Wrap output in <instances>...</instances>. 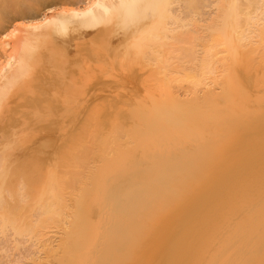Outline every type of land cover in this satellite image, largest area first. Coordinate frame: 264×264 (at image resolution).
<instances>
[{"label": "bare ground", "instance_id": "obj_1", "mask_svg": "<svg viewBox=\"0 0 264 264\" xmlns=\"http://www.w3.org/2000/svg\"><path fill=\"white\" fill-rule=\"evenodd\" d=\"M208 9L209 11L207 12ZM107 44L110 45L111 49L108 48L109 45ZM103 45L107 46V49L105 47L104 49ZM100 46H102L101 48L104 49V51L105 50L107 51L108 49L109 51L107 52L102 51L100 49ZM97 48H99L101 51L98 52ZM121 48H124L123 51ZM86 54H88L89 56H93V58L96 57L94 59H97L96 61H98L97 62L98 65H100V61L102 62L101 65L103 66L107 65L109 60L110 61L112 60L111 64L112 63L115 64L117 62L116 63V65L118 64L117 67L119 66L121 67H119L120 69L118 68L119 70L118 72L114 74V76L115 77L119 76L121 78L120 83H118V85L120 86H123L135 76L134 74L124 73L122 70L123 68L122 65L123 63L126 62L128 58L130 61L128 60L127 61L132 62V63L134 59L137 61L139 60L138 62L140 63L142 60L141 64L144 65L143 66L144 68H148V66H151V68L155 67L154 69H152L151 73H148L147 76L145 77L144 85L146 87L148 86V88L150 87L153 88V86L154 88L157 87L160 91L159 92L160 94L158 96V98L160 97V99L156 98L155 102L151 99L153 101V103L151 104H147L149 102L146 101V104L149 106L146 107L142 111L140 110L138 115H140V118H142L140 121H142L143 118L144 117L146 118L147 116L152 118L150 119L147 117V119H149L147 120L148 122L145 120L147 124L149 123V125L154 123L153 125H151V127L152 126L156 127V125L159 124V122H161L162 124L160 125H162L161 127L165 130V132L170 128V130L168 131H171L170 133H172V131L175 129L173 127L182 126L179 124L183 122L182 119H183V116L185 115L184 113H186V111L184 110L185 109L187 110L193 107V106L190 107L189 104H187V107L189 108L186 107V103L191 100H195L194 101L195 103L196 101L199 102V106L200 104H202V107L204 105L205 106L211 105L212 107L210 109L214 108L212 109V112L214 111V113L216 112L215 110L219 108H225L224 110H226L227 104L229 105V107L230 106L234 107L236 111L234 109L232 113L230 110H233V108L230 107L229 109V107H227L229 111L225 113L221 112L222 115L219 116V118L217 119L219 126L220 124H224L225 122L226 126L228 127L230 126V124H232V128L236 124V122L234 121L238 120L239 118L237 119V117H239L241 114L251 115V114H256L258 112L264 111V104H260L257 102L258 93L256 92L258 90L257 91L255 90L256 97L254 96V98L256 100L253 102H250L252 100L249 98L251 95L248 97L250 101H248L246 99L247 97L244 96V98L246 97L245 98L246 101H248L249 103L244 101V99L242 98L243 96L240 95L241 97H239V94L241 93H243L244 95L249 94V93L245 94L246 92L245 83H247V81L249 83H252L251 85L252 86L254 85L257 89L258 88L261 89L259 94L261 93V91L264 92L262 90L264 89V0H210V1L209 0H0V253H3V254L8 253V250L10 249L12 243L14 242L18 243L17 244L18 247L26 246L24 245L26 242V243L31 244V246L29 245L27 246V248L29 247V249L31 250L33 248L37 249V247L38 249L40 248L41 249L43 248V250L46 249L49 252L48 253L46 251L47 254L49 255L46 256L47 254L45 253L46 255L44 254V256H46V258H43V259H45L47 263L50 262L51 264L54 260H56L57 263L59 262L60 264H62L64 261V260L63 261L61 260L62 263L60 262V259L62 258V256L64 255L65 257L66 255L69 257L73 255L75 256L77 252L74 253L73 252L75 251L74 249L78 250V252H80L81 250L85 252L87 249L86 246L89 245L88 243L90 242L88 240L89 239L91 240V238H93V240L95 241V238L97 237L96 232H94L96 234L95 238L92 237V233L91 235H89L90 238L86 236L87 231L89 233V230H87L90 226L89 223H93V222H90V220H88L89 222L88 221L83 222V219L85 220V217L84 218L81 217L82 221L80 219L78 224H77L78 221L74 222V218H73V221L70 222V223L73 222L72 225L69 223V220L67 219L68 223L66 221L65 223L66 227L64 228L65 225H63L64 222H62V218L64 217V214H65L64 210H65V207H67V205L65 203L66 201L65 202H61V201L65 199L63 198V196L68 194L67 192H65V195H64V194H60V192L58 191L59 192L58 195L59 194L62 195V198H63V199L62 198L60 199L61 203H57L59 202L57 200L60 197L57 200L55 199L57 202L54 203V205L50 204V202L53 203V201H55L51 199L52 201L48 202L50 205L48 206L49 208H46L45 210H43V213L41 212L42 214L39 213L40 214L38 215L39 217L37 216L35 217L36 220H33L34 218H30V217L27 218V214L29 213L28 214L29 216L31 214L28 209L31 210V207H34L32 201L34 202V204L35 202H38L40 205L41 199L39 197L41 196H37V194H35V192L38 193V190L36 191L37 187L39 188L40 194H42L41 192L44 187L40 186V184H37L35 187V184H34V188H30L29 186L31 185L33 186V184L31 185L27 184V181H25V179H29V178H26V177H29L30 175L32 176L38 172L41 173V171L45 169L43 166V163H44L43 161H47V163L49 159L51 160L57 159L58 161L59 160L63 161L69 158L70 155L76 151V150L74 151L72 148L74 152L73 151L71 152V148L69 147V150H67L65 153H62L58 151L59 148L56 147L57 141L44 140V138L48 136L49 133H51V131L54 129V126L57 124L55 117L58 118L57 109L53 107V105H55L54 104L55 99L51 98L53 96H50L51 91H54V90L57 91L58 88L61 86L64 88L63 90L73 92L74 94V91L77 90L76 89L77 87L80 88L79 86H83V85H84V88L86 87L87 95L85 96V100H83V102H80V106L82 107H78V109L76 110L77 113H75L73 116L69 114L70 112L68 111H67L68 112L67 114H64V115L69 114L65 118H68L71 115L70 118L68 119V122H70V124L74 126V124L76 125V123L79 122L81 116L85 112V109H87L90 106V103L98 95H100L104 90H108L110 85H112L111 83L103 80L102 78H99L95 82H91V80L94 79L95 74H96L95 72L96 69L94 70L92 69V67L86 68L82 66L81 67L82 69L80 70L74 69L75 67H77V63H78L77 58H79L80 55L84 56ZM75 58L77 62L76 61L73 62ZM137 61L136 63L139 64ZM73 63H76V66ZM60 64H63L64 66H66V68L64 66L62 68V65ZM113 64L112 66H114ZM141 64H139L138 66L140 67ZM53 65H57V66L60 65L62 68L61 70L62 73L64 72L63 69L66 70L65 71L66 73L64 72L65 76L63 77V79L64 78L65 79L61 80L63 81V83L59 81H51L47 78V76L50 75L49 73L52 69L51 66ZM143 67H140L141 70L142 69L144 70ZM107 68H109V66ZM107 68L106 70L105 69L100 70L101 71L100 73H99V70H97V72L101 75V73L102 74L104 73L103 71H107ZM187 73L188 75H186V78L188 77L189 79L184 78L185 74ZM189 73L190 74L192 73L191 77H189L190 76ZM182 74L184 75L183 78L188 82L186 81L183 82V78L180 77V76H183ZM73 77H77V78L80 77V78L75 80V78L73 79ZM177 78H180V81L182 80L181 84L182 83L184 84L185 82L190 83L189 84L190 86L188 84L186 85H188L191 88L187 86L188 89H186V87L184 86L185 87V90H184L183 89L184 87L181 86V88L183 89V92L181 93L182 90L179 91L180 86L177 85L178 84ZM40 80L45 81V87L42 89V93L39 94L38 98L34 99L36 91L35 93L33 92L34 94L32 93V91H30L33 94V96L30 97L29 89L33 88L32 87L33 84L35 85V82H38ZM89 81L91 83H89ZM177 86H179V88ZM81 88L80 90L78 89L79 91H77V93L75 92L77 95L81 93L80 92L82 91ZM84 92H85V89H84ZM53 93L54 92H52L51 95L56 94V98H57V92H55V94ZM68 94L69 93L67 92L65 93L66 97L68 96ZM70 94L69 96L73 95L72 93ZM148 94H151V93H148ZM156 94L158 95V93ZM81 95L83 97L82 93ZM81 95H79L80 98H81ZM64 97L63 98L61 97V98L66 99ZM73 97L71 98L73 99ZM75 97L78 99V96H75ZM75 97L74 99H76ZM252 97L253 96H251V98ZM62 99H61V102H66V100L62 101ZM74 99L72 101H75ZM70 100L68 99L67 102H69ZM151 100L150 102H152ZM143 103L145 105V102ZM139 104H142V103H139ZM44 105H48L49 107L50 105L52 106L51 107L52 111L49 115L46 114V116H44V114L42 115L41 113L42 116H40V114L38 115L36 114V112L35 113L33 112L34 110H37V109L39 110V108L43 107ZM207 106L204 108H207ZM162 107H164L165 109H163ZM182 107H183V110H182ZM66 108L64 107L63 109H66ZM68 108H69V111L70 110L72 111L74 106L73 108L72 107H68ZM137 108L139 109V107ZM140 108H141V105H140ZM160 108L163 110H161ZM196 108H199L198 105ZM131 109H134V108H131ZM159 109L161 110V113L163 114H160ZM134 111L136 112V108L132 112ZM181 111H182V114H184L183 116H181ZM220 111H223V110L220 109ZM236 112H238V115L239 114L240 115L239 116L236 115ZM73 113L74 112L72 111V114ZM204 113L205 112H203L202 114L204 115ZM187 114L185 116H187ZM190 114L192 113H189L188 116ZM211 114L213 115V113ZM138 115L136 114L135 116L137 117ZM135 116H131L133 120L134 118L136 119ZM153 117H156V119L158 117L159 121L156 120L158 121L157 123L150 121V120H153ZM211 117H207L203 120L201 119V122L203 123V124L201 123V125L205 124L204 120L205 121L207 120L206 122L208 123ZM189 118L188 120L190 121L192 117L190 119ZM62 120H64V118ZM102 120L100 121L98 119V121L101 122V124L99 122L97 123L104 127H101L100 129V126L99 127L96 126L98 127V129L93 128L95 132L96 130H98V133L100 131L101 132L103 131V133L106 131L107 127L105 126L108 123L107 121H105L106 125L105 124L103 125ZM197 120L199 119L197 118ZM211 120L213 119H210V122H212ZM243 121L245 120L243 119ZM194 122H193V125L191 126H194V124L196 123ZM187 124H188V121H187ZM91 125L90 127H93L95 123L92 126ZM160 125L158 126L160 127ZM241 126L244 131L248 130V132L250 133V134H247L246 132L244 133L245 136L243 138V142L248 141L250 143V146L255 148L253 149L254 150L253 153L256 154L255 157L264 156V147L263 148L261 147L260 150L257 149L258 144L261 143L264 137V123H252V124L248 123V125L241 124ZM90 127H87V128L89 129ZM149 128L150 126L148 127V129ZM162 128H159V129L163 131ZM139 129L143 130L141 128ZM182 129L180 128V132ZM193 129L194 128H192V130ZM150 130H148L149 135H150ZM155 130L152 129L151 131L158 133V130L157 132ZM188 130L189 129H187L186 131ZM162 131L161 133L164 134L163 133L164 131L163 132ZM91 132L93 133L92 129H91ZM85 133H88V132L85 131ZM178 133L179 132H177V134ZM29 134L31 135L34 134L35 136L39 134L38 136L41 138V140L37 142L36 144L34 143L33 146L29 148L21 149L20 147H17L18 146L16 144L17 140L20 139L21 141L22 138L20 137L22 136L25 137L26 135H29ZM165 134H169V132ZM173 134L174 133H172V137H173ZM91 135L92 134L88 136H91ZM94 135H96V133L93 134L92 137ZM147 135L148 134L146 133L145 136L147 137ZM159 135H160V132H159ZM92 137L90 138L92 139ZM141 138L143 139V137ZM86 139L88 140L87 136L85 139L81 141H84ZM162 139L164 142V138ZM146 140L145 142H147ZM194 140H195V137L194 139H192V141ZM154 141L155 139L153 140V142ZM159 141L162 142V140H159ZM192 141L190 143H192ZM10 142H13V143L15 142L16 146L14 145L13 148H8ZM87 142H85L87 143V145H89V143L92 144V141L91 142L87 141ZM161 142L160 143L158 142L159 143L158 145L160 144L164 145V143H166V142L164 143L163 142L161 143ZM168 142H171V141H168ZM85 143H84V146L82 142L80 143L85 148V150L84 148L83 149L81 148L82 151L79 150L80 159L83 158L82 159L83 165L81 166L82 174L92 175V173L95 172L93 175L94 177L95 174L96 176L98 174L97 170H95V167L93 165L96 159L99 156L110 154V152L108 153V151L111 150L112 148H113L112 150L114 151L116 150L117 147L116 148L112 147L111 149H108L107 147L108 146L110 147V143L112 145V141H111L110 143L106 144L107 147L103 146L104 147V148L102 147L103 149L99 148L100 151L97 149L98 151L96 150L95 152L93 151L94 150V148L92 147L93 145L87 146L85 145ZM161 145H160V149H161ZM170 145L172 144L170 143ZM170 145H168L169 147H167L166 150L170 148ZM175 145L176 144H174L173 148H175ZM90 146L92 147V149ZM158 147L159 146L154 147V148L157 150ZM112 150H111V153H114ZM153 150L154 149L148 150V152L153 151ZM176 151L178 152V149H176L175 152ZM80 152L82 155H80ZM181 152L182 151L178 152V154ZM76 153L78 154V152ZM146 153H147V150H146ZM141 154L144 155L145 152H143L142 150ZM182 154L183 153H181L179 156H181ZM185 154L186 153L183 154V158L187 159L188 156L184 157ZM74 155L75 154H73V156ZM136 155H140V153ZM136 155L134 156L136 157ZM186 155H188V153ZM131 156L133 160V158L135 157H133L132 154ZM71 157L70 159H72ZM169 158H171V155ZM182 160H185V159H182ZM123 162L129 163L130 161L128 162V161L123 160ZM184 162H186V160ZM257 162H259V164L257 165L259 168L256 169L255 167L256 172L257 173L264 172L263 158L261 157L259 160H257ZM50 163L52 164V162ZM127 163H126V166L124 164V168L127 167ZM129 164H128V167H129ZM124 168H121V170L123 169L122 171H124L123 173H125V170H126V169L124 170ZM168 168L169 166L167 167V169ZM75 169L76 168L74 166V170ZM158 170L162 171L161 169H158ZM115 172L113 173V175L115 176H113L112 181L114 178L117 179L116 178L117 175L120 174V176H118V179L119 177H121V175H123V173H120V170L117 171L118 174L117 172L116 173ZM152 172H155V171H152ZM100 173L103 174V172L100 171L98 175H101ZM105 173L106 172L104 171V174ZM107 173L105 174V176L107 175ZM66 176L67 175H65L64 177L66 178ZM103 176H101V178H103ZM106 178L104 180H106ZM24 181L26 183H24ZM60 182H64V181L62 180ZM66 182L67 181L65 180V183ZM110 182H111V179H110ZM115 182H117V180ZM112 183H114V181ZM117 183H115L116 187L121 185V184L117 185ZM134 183H136L135 180L129 181L125 184V187L128 188ZM50 185L51 187H54L52 186V184ZM69 186L71 187V185ZM41 187H42V190L40 189ZM68 187L65 189L66 191ZM106 188L107 187H105V189ZM124 188L122 186L120 187V189L117 188L118 190L116 192L114 191L115 195L112 192V194L114 195V198L122 197ZM80 189L82 191V188ZM108 190L109 188L107 189L106 195L108 194L109 196V194H111L110 193L111 191L110 190L108 191ZM54 192L55 190H53V194ZM98 193L103 194L104 191L103 193L102 192L101 193L98 192ZM243 193H247V192L244 191ZM45 194L47 193H44V196ZM50 194H48L49 197H50ZM55 194L57 195V189H56ZM94 194L95 193H93V195ZM99 194H98L99 201H100V198L102 200L103 198L105 199V197L107 198L105 194H103L105 195V196H102L103 198L101 197V195L99 197ZM249 194H253V193L250 192ZM249 194L248 196H250ZM82 196L84 198V196H86V192ZM95 196L97 195L95 194ZM47 197L48 196H46V198ZM52 197L53 196H51V198ZM241 197L242 199L240 200L238 199L239 202H237V199L234 197L236 199V201L235 200L234 201L236 203H243L241 204V207L243 206V208L246 207V205L248 207V206H251V204L253 203L256 204L257 202H259L258 203L259 205L264 206V198H263L264 196H261L260 198L259 197L257 198L256 196V198L254 197L255 199L252 197L247 199L245 198L246 196L243 197V194H242ZM46 198L45 200L47 201L48 198L47 199ZM234 198H231L232 201ZM231 199L230 200L228 199V201H231ZM46 201H44L45 202L44 205L46 204ZM82 201L83 200L81 199L80 202L78 201L77 203L81 205ZM70 203L72 202L70 201ZM228 203L230 204V202H227V203L225 202V206L224 204L222 205L224 207L222 206L219 207L221 209L225 208L223 210V215L228 216L227 215L228 212L233 209V212L234 211L235 213L237 212L236 214L239 215L241 218V216L243 215L242 213L243 211L241 210L243 208H240L241 210H239V212L242 214H239L238 207L240 205L238 204L237 205L238 207L235 208L233 207L235 206L233 204L232 206L233 208H230L229 210L226 208V204L228 205ZM39 205H37L38 209H40L41 207L43 208L44 206V205L43 206L41 205L39 206ZM92 205L93 204H91V206ZM73 206L74 205H72V207ZM37 208L35 205V209ZM206 208L207 207H203L202 210H207ZM261 208L263 209V207ZM68 209L70 208L68 207ZM234 209H237V210H234ZM225 210L227 214L226 212H224ZM220 212H222V210ZM233 212L230 211V214L232 213L233 215ZM251 212L250 213L252 215L249 213L250 216L255 217L254 215L256 213L258 215V212H260V210H256V213H254L255 211L254 212L251 211ZM74 215L75 214L71 216L73 217ZM231 217H229V219ZM29 218L32 219V221H30ZM221 218L224 219L223 217ZM240 218L237 217V220L238 221L241 220ZM23 219H28V221L23 220ZM232 219L233 218H231V220ZM234 219H236V217ZM94 222L96 223V221ZM59 223H62L60 225H63V227L62 226L60 227ZM57 224L60 228L62 229L64 228V231H63L64 233L61 232L63 234L62 237L63 236L64 237L63 238L61 237L60 240H59L60 237L56 238L57 239L56 241L59 240L57 242L58 244L55 243L56 241L53 242L51 239L53 238L52 230L55 228V227L53 228V226L55 225L57 226ZM93 224L91 225L92 227H93ZM86 225H88L87 226L88 228L86 227ZM58 226L56 228H58ZM50 227L52 228L50 229ZM49 229L51 230L52 237L50 235ZM58 229L56 230L57 232H58ZM54 235L59 236V234H56V233ZM73 235L77 236L76 239L74 240L75 242L72 241L74 243L72 242L68 243L69 241L67 240L68 242L66 243L65 242L66 239L67 238L71 239ZM25 237L30 239L31 242ZM29 237L31 238L35 237L36 238L35 242L32 241L34 239L31 240V238ZM24 239L28 241H25ZM54 240H55V237H54ZM99 243L101 244V242ZM99 243H98V247L100 246ZM148 243H149L148 245L150 246L156 245L154 241H150V242L148 241ZM70 244H74V245H70ZM103 244L101 245V247H103ZM72 246H73V249H72ZM104 246H106V244H104ZM98 247L95 246L94 249H98ZM100 249L101 248H99V250ZM99 250H96V251L98 252ZM91 251L89 250L87 253ZM96 251L94 253H96ZM34 252L33 251L30 252V256H31L30 258L27 255V257L29 258V261L33 262L34 264H47L45 261L44 263L38 262L41 258L36 257V255H34L35 254ZM98 253L96 254L97 261L93 259L95 261V264H109V263L112 264L110 261L112 260L111 254L109 255V252L107 250H103V251H100L99 254ZM153 253L155 252L153 251L150 254V256H152ZM81 255L83 256L84 254H81ZM90 255L88 257H91L94 254L91 256ZM93 258H95V255ZM49 259H52V260H49ZM148 259H149V255H143L141 258H138V256H135L133 254V252L129 251V252L122 253L121 255H119L118 260L116 259L114 264H141V263H146ZM80 260L81 262L78 260L77 262L80 264H83L81 256H80ZM0 263H3V262L1 261ZM78 263H75V264H78ZM54 264H55V261H54ZM66 264H68V262H66ZM69 264H71V261Z\"/></svg>", "mask_w": 264, "mask_h": 264}, {"label": "rangeland", "instance_id": "obj_2", "mask_svg": "<svg viewBox=\"0 0 264 264\" xmlns=\"http://www.w3.org/2000/svg\"><path fill=\"white\" fill-rule=\"evenodd\" d=\"M208 11H209V9L207 10V12ZM107 45H109V44H107ZM101 47L102 46H100V49L102 51H104L105 48L107 49V46H105V45H103V48L105 47L104 49H102ZM108 48L111 49L110 45ZM100 49L97 48V51L100 52L101 51ZM109 49L107 51H109ZM121 49L123 51L124 48H121ZM107 51L105 50L104 52H107ZM94 58H96V57H94ZM94 58H93V56H89L88 54H86L84 56L80 55L79 58H77L78 59L77 60L78 61L77 67H75L74 69L80 70V69H82L81 68L82 66H84L86 68L92 67V69H94V70L96 69L95 70L96 74H95L94 79L91 80V82H95L99 78H102L103 80L111 83L112 85H110L108 90H104L100 95H98L90 103V106L87 109H85L84 114L81 116L79 122H77L76 125L75 124H74V126L71 125L70 122H68V119L70 118L71 115L73 116L75 113H77L76 110L78 109V107H82V106H80V102H83V100H85V96L87 95L86 87L84 88V85L79 86L80 88L83 87V88H81L82 91H80L83 94V97H82L81 93H79V92H78L79 93L78 95L76 94L77 91L80 90V88H78V87L76 88L77 90L75 89L76 91H74V94H73V92L63 90L64 88L60 86L57 91H55V90L51 91V93L54 92L53 94H55V92H57V98H56V94L51 95V93H50V96H53L51 98L55 99L54 100L55 105H53V107H55L57 109L58 118L55 117L57 124L54 126V129L51 131V133H49L48 136H46L44 138V140L57 141L56 147L59 148L58 151H60L62 153H65L67 150H69V147H70L71 152L73 150L74 151L76 150L75 152L73 151L74 152L73 154H75V155L73 156V154H71L72 157H71V155H70V157L72 159H70V157H69L63 161L62 160L58 161L57 159H53V160L49 159L48 163L52 162V164L51 163L48 164L47 161H43L45 163V165L43 163V166L45 169L43 171H41V173L38 172L32 176L30 175L29 177H26L29 179H25V181H27V184H30V185L33 184V186L32 185L29 186L30 188H34V184H35V187L37 184H40V186L44 187L43 190H42V187L40 188L42 190V192H41L42 194H40L38 187H37L36 191L38 190L39 195H38V193L35 192V194H37V196H41V197H39L41 199V201H40L41 206L44 205V203H45L44 201H46L45 198H46V196H48L47 197L48 199L46 198L47 199L46 204L43 206V208L39 207L40 209L37 208L38 207L37 205H39V203L35 202V204H34V202L32 201L34 207H31L32 211L30 209H28L31 214L29 216L28 215L29 213H28L27 218L30 217V218H34L33 220H36L35 217L36 216L39 217L38 216V215H40L39 213H41V212L43 213V210H45L46 208H49L48 206H50V205L48 202L52 201L51 199L57 200L60 197L57 200L59 202H57L55 200V201H53V203L50 202V204L54 205V203H56V202L61 203V202L66 201L65 203H66L67 207L64 206L65 207V210H64V213H65L64 217L65 218L64 217L62 218V222H64L63 225H65L64 228L66 227V224H65L66 221L68 223V220H69V223H70L71 221H73V218H74V222L78 221L77 224L79 223L80 219L82 221V218H84V217H85V220L83 219V222L90 220V222L94 223V224L89 223L90 226L93 224V227L91 226V228H90V226L88 228L87 227L88 225H86V227L88 228V229L87 228L86 229L89 230V233L87 231L86 236H88V238H90L89 235H91V233H92V237L95 238L96 234L94 232H96L97 237L95 238V241L93 240V238H91V240L90 239L88 240L91 243L90 242L88 243L89 245L86 246L87 249L85 252L83 250L80 251L82 253L78 252V250H76V249H74L75 251L71 250L74 253H76V252L79 253V254H77V253L75 254V256H77L79 258L75 257L74 255H73L74 257L73 256L69 257L67 255L65 257V255H64V256H62V258L60 257L61 258L60 262L62 263V261L64 260L62 264H66V262H68V264H69L70 261H71V264H73L74 262L78 263L77 260L81 262V260H80V256H81L83 264H86V263L87 264H90V263L95 264V261H97L96 260V258H97L96 254L98 252L100 253V251L107 250L109 252V255L111 254L112 260L114 259L113 261L110 260L112 264L115 263L116 259L118 260L119 255H121L122 253L129 252V251L133 252V254L135 256H138V258H141L143 255H149L148 261L146 263H141V264H264V210H263L264 206L259 205L258 204L259 202H257L256 204L253 203V204H251V206H248V207L246 205V207L243 208V206L241 207V204H243V203H236L235 202L236 199H237V202H239L238 199L239 200L242 199V197H241L242 194H243V197L246 196L245 198H247V199L251 198L254 194L255 195L252 198H254V197L256 198V196H257V198L264 196V194H263L264 193V172H261V173L256 172V169L259 168L257 166L259 164V162H257V160H259L262 157L263 161H264V156L255 157L256 154L253 153V151H254L253 149H255V148L251 147L250 143L248 141L243 142V138L245 136L244 133L245 132L247 134H250V133L248 132V130L244 131L242 126H241V124L248 125V123L249 124L250 123L251 124L252 123H264V111L258 112L256 114H251V115H249L247 113L249 116L246 114H241V115L239 114L240 115L239 116L238 112H236V115L239 116V117H237V116L236 117H237V119L238 118L239 119L234 121V122H236V124L232 128V124H230V126L228 127V126H226V123L224 122V124H220V126H219L218 122H217V119L219 118V116H221L222 113L228 112L230 107H231V106L229 107V105L226 102H225L227 104L226 110H224L225 108L216 109L215 110L216 114H215L214 111L212 112V109H214V108L210 109L212 107L211 105L210 106L206 105L207 108H204V107H206L205 105L202 107V104H200V106H199V102L196 101V103H195L194 102L195 100H191L189 102L192 105L189 102H187L186 107H187V104H189L190 107H192V106L193 107L192 108L187 107V108H189V109H187L188 112L184 107V109H185L184 111H186V113H184V114L186 115L187 113L188 114L192 113V114H190L191 116L190 115L188 116V114H187L188 118L192 117V119L189 118L190 119V121H189L187 116L182 114V111H181V116H183V115L185 116V117L183 116V119H182L183 122L181 120L182 123L179 124L182 126H176L178 128L173 127L177 130L174 129L172 131V133L175 134V135L173 134V137H172V133H170L171 131H168V130H170V128L169 129L167 128L168 129L167 131L169 132V134L171 136L169 134H165L168 132L167 131L165 132V130L161 127L162 126V125H160V124H162L161 122H159V124H157V125L155 124L156 127L155 126L151 127V125L154 124L153 122L157 123L159 121L158 117H157V119H156V117H153V120H150V121H153L152 122L153 124H151V122H150L151 125H149V123L147 124V122H148L147 120H149V119H147V117L150 118L149 116H147L146 118L145 117L143 118V120L144 121L146 120L147 122L146 121L144 122L143 120H142L143 121L142 122V121H140L142 118H140V115H138L140 110L142 111L146 107L149 106L147 104H151V103H153V101L155 102L156 98L160 99V97L158 98L160 91L157 87H155L156 88L155 89L153 86V88H154V90H153V88H151V87L148 88V86L146 87L144 85L145 77L147 76L148 73H151L152 69H154L155 67L151 68V66H148V68H144L143 67L144 65L141 64L142 60L140 63V62H138L139 60L137 61L134 59L135 62L133 61V63H132V62H128V61H130L128 58L127 59L128 61L126 60V62L123 63L122 70L124 73L134 74L135 76H134V78L130 79L126 84H124L123 86H120V85H118V83H120L121 78L119 76L115 77L114 74L116 72H118V70L120 69L119 67H121V66L117 67L118 64L116 65L117 62L115 63L114 62L115 60L113 61L115 64L112 63L114 65V66H112V64H111L112 60L111 61L109 60L110 62L108 61L107 65H105L107 63V61L104 64L107 67L109 66V68H107V67L101 65V63H102L101 61H100V65H98V63H97L98 61H96L97 59H94ZM75 61H76V58L73 60V62H75ZM131 61H132V59H131ZM136 61L139 64H141L140 67H143L144 70L143 69L141 70V68L138 66L139 64H137ZM109 63H110V65H109ZM73 64H75V66H76V63H73ZM60 65H62V68H63L64 65L63 64H60ZM60 65L51 66L52 69L49 73L50 75L47 76V78L49 80L59 81V82L63 83V81H61V80L65 76L64 72L66 70L63 69L64 72L62 73V71H61L62 68ZM78 66H79V68H78ZM64 67L66 68V66H64ZM106 68H107V71H103L104 73L103 74L101 73V75H100L99 74L101 72L100 70H104V69L106 70ZM97 70H99V73L97 72ZM187 72H189V71H187ZM186 75H188V73L185 74V77H184V75L180 76V77L186 78ZM189 75H190L189 77H191L192 73L191 74L189 73ZM77 77H78V75H77ZM77 77H73V79L75 78V80H76V79L80 78V77L79 78H77ZM184 78H183V82L186 81ZM177 79H178L177 85H179L180 88H179V86H177V87L179 88V91L182 90L181 91V93H182L183 89L185 90V87H186V89H188V87L190 86L189 85L190 83H186V82H188V81H186L184 84L183 83L181 84L182 80L180 81V78H177ZM91 82L89 81V83H91ZM186 84H188L189 86ZM245 84H246L245 94L246 93H249V94L244 95L243 93H241V94H239V97L243 96L242 98L244 99V101L249 103L248 102V101H250L249 98L252 99L250 102L255 101L256 99L254 98V96L256 97V93H258L257 102L260 104H264V94H263L264 92L261 91V93L259 94L261 89H259V88L257 89L254 85L252 86L251 85L252 83H249L248 81ZM181 86H183V87L185 86V87L182 89ZM32 87L34 89L33 88L29 89V93H30L29 96L30 97L33 96V94L36 91V94L34 96L35 98L32 97V98L36 99V98H38L39 94L42 93V89L45 87V81L40 80L38 82H35V85L33 84ZM189 88H191V87H189ZM84 89H85V92H84ZM255 90L256 91L258 90V91L256 92ZM262 90L264 91V89H262ZM30 91H32V93L33 92L34 93L32 94ZM64 91H66L69 94L72 93L73 95L69 96V94H68V96L66 97V95H65L66 92H64ZM247 91H249V92H247ZM148 93H151V94H148ZM156 93H158V95ZM74 95L78 96L79 100ZM79 95H81V98ZM149 95H151V96H149ZM250 95L253 97L251 98ZM73 96L77 100L74 99ZM244 96L247 97V98L246 97L245 98L248 101H246ZM61 97L62 98L64 97L66 99H62ZM71 97H73V99L75 101H72L73 99ZM70 98H71V100H70ZM61 99H62V101L66 100V102H61ZM68 99L72 102H70V101L67 102ZM243 99H241V100H243ZM150 100L152 102H150ZM146 101H148L149 103L146 104ZM143 102H145V105ZM139 103H142V104H139ZM60 105H61V107H60ZM140 105H141V108H140ZM197 105L199 108H196ZM223 105H222V107H223ZM66 106H67V108H66ZM73 106H74V108H73ZM51 107H52L51 105H50V107L48 105H44L43 107L39 108V110L37 109L38 112H37V110H34V111L32 110V111L34 113L36 112V114H38V115L40 114V116H42L43 114H44V116H46V114L49 115L51 113V111H52ZM64 107L67 110L63 109ZM68 107L73 108L72 109V111L74 112L73 114H72L71 110L69 111ZM137 107H139V109ZM200 107H202L204 111ZM227 107H229V109H227ZM83 108H85V107H83ZM131 108H134V109H131ZM135 108H136V112L135 111L132 112L133 110H135ZM162 108L165 109L164 107H162ZM231 108H233V110H230V111L233 113L235 108L234 107H231ZM163 109H161V110H163ZM220 109H222L223 111H220ZM161 110H160V114H163V113H161ZM182 110H183V107H182ZM217 110H219L220 112ZM67 111L70 112L69 114H71V115L68 118H65L66 116L69 115V114L64 115V114L68 113ZM235 111H236V109H235ZM130 112H132V113H130ZM162 112H164V111H162ZM196 112H197V114H196ZM203 112H205L204 115L202 114ZM41 113H42V115H41ZM133 113H135V114H133ZM211 113H213V115ZM218 113H219V115H218ZM136 114L139 117L138 116L136 117L135 116ZM200 115H201V117H200ZM131 116H135L137 120L134 117H133L134 118V120H133ZM241 116H243V117H241ZM207 117H211L210 119H213V120H211L213 123L210 122V119H209L208 123L206 122L207 120L206 121L204 120L205 124L201 125V123H202L201 119L203 120ZM63 118H64V120H62ZM103 118H105V119H103ZM138 118H139V120H138ZM184 118H186V119H184ZM197 118L199 120H197ZM245 118H247V119H245ZM98 119L100 121L103 119L102 120L103 125L105 124V121H107V123H108L107 125L105 124L106 125L105 127H107V128H106V131L104 133H103V131L102 132L100 131L101 127H104V126L100 125L101 122H99ZM150 119H152V118H150ZM243 119L245 121H243ZM156 120H158V121H156ZM240 120H242V121H240ZM103 121H104V123H103ZM187 121H188V124H187ZM192 121L193 122L195 121L196 123L195 122L194 123L196 125L194 124V126H191V125H193ZM93 122L95 123V125L93 127H90L91 124L92 125L94 124ZM97 122H99L100 124H98ZM47 123H49V122H47ZM183 123L185 125L187 124L188 126L187 125L185 126ZM158 125H160V127ZM96 126H98V127L100 126V129H99L100 132L99 133H98V130H96V132L94 130L95 128L98 129V127H96ZM139 126H141V127H139ZM146 126H147V128H146ZM149 126H150V128L148 129ZM157 126H158V128H157ZM87 127H90L89 128L90 130ZM179 127L181 129L183 128L181 130V132H180ZM139 128H141L143 130H140ZM155 128H156V130H155ZM159 128H162L164 132L162 130H160ZM186 128L189 129L188 130L189 132L186 131L187 130ZM192 128H194L195 130L194 129L192 130ZM197 128H198V130H197ZM209 128H211V129H209ZM234 128H236V129H234ZM91 129H92L93 133L91 132ZM147 129L148 130L153 129L156 132L159 129L160 131L158 130V133H155V132L150 130V135H149V133H148L149 131ZM222 129H224V130H222ZM85 131H87L88 133H85ZM161 131L164 134H162ZM192 131L195 133H193ZM89 132L92 135L96 133V135L93 136L94 138L92 137V135L88 136V135H90ZM159 132H160V135H159ZM177 132H179V133L177 134ZM146 133L148 134L147 137L145 136ZM85 134L88 137V140L86 139L84 141L85 142H87V141L91 142L92 141V144L89 143V145H93L92 146L94 148L93 151H95V152L97 149L100 151V149L103 146L107 147L106 144L110 143L111 141H112V145L110 143V147L108 146L107 148L111 149L112 147H115V148L117 147L116 150H114V151L112 150L113 148L111 149L114 153H111V150H109L108 153L110 152V154H107V155L105 154V155L99 156V157L97 156L98 158L96 157L97 159L93 164L95 167V170H97L98 174L100 171L103 172V174H104V171H105L106 173L108 172L107 173L108 177H107V175L105 176L106 173L104 174V176L102 173H100L101 175L97 174V176L95 174V176H94L95 178L93 177L95 172H93L92 175L86 174L88 176H86L85 174L84 175L82 174L81 166L83 165V160H82L83 158L81 156L82 159H80L79 150L82 151L81 148L82 149L84 148L83 146H84L85 142L81 141V140L86 138ZM188 134L190 135V137ZM220 134H221V136H220ZM38 135L39 134H37L36 136L34 134H32V135L29 134V135H26L28 137H26L24 135L26 138L23 136L20 137L22 139H21V141H20V139L17 140V142H16V144L18 145L17 147H20L21 149H25V148H29V147L33 146L34 143L36 144L37 142H39L41 140V138ZM151 135H152V137H151ZM162 135H163V137H162ZM182 135H183V137H182ZM153 136L156 138H154ZM157 136H158V138H157ZM176 136H178V137L180 136V137L178 138ZM90 137H92V139ZM141 137H143V139ZM194 137H195V140L192 141V139H194ZM151 138H152V140H151ZM153 138L155 139V141H154L155 143L153 142V140H154ZM162 138H164V142H166V143L163 142ZM172 138H173V140H172ZM167 139H168V141H171V142H168ZM182 139H184V140H182ZM145 140L147 142H145ZM159 140H162V142L164 143V145L160 144L161 149H160V145H158L161 142ZM69 141H71V142H69ZM176 141H177V143H176ZM191 141H192V143H190ZM18 142L20 143V145ZM81 142H82L83 146H82V144H80ZM188 142L191 145H189ZM87 143H85V145H87ZM170 143L172 145H170ZM184 143H186V144H184ZM16 144H15V142L14 143L10 142L8 148H13V146L14 145L16 146ZM155 144H157V145H155ZM174 144H176L175 148H173ZM89 145H87V146H89ZM114 145H116V146H114ZM168 145H170V148L168 150H166L167 147H169ZM153 146L154 147L159 146L158 149H160V150H158V149L156 150ZM92 147H91V149H92ZM163 147H165V148H163ZM261 147L262 148L264 147V137H263L261 143L258 144L257 149L260 150ZM72 148H73V150H72ZM152 149H154V150L148 152V150H152ZM176 149H178V152L182 151L181 153H183V154L188 153V155L185 154L184 157L188 156L187 159L190 162L186 158H183V154L181 156H179L181 153L178 154L177 151L175 152ZM84 150H85V148H84ZM142 150H143V152H145L144 155L141 154ZM146 150H147V153H146ZM211 150L214 154L211 152ZM76 152H78V154ZM223 152H225V153H223ZM139 153H140V155H136ZM129 154H130V156H129ZM131 154L133 155V157H135L134 155H136V157L133 158V160H132ZM169 154L171 155V158H169L170 157ZM80 155H82L81 152H80ZM73 157H74V159H73ZM124 157L127 159H125ZM129 158H130V160H129ZM179 158H181V159H179ZM182 159H185L186 162H184L185 160H182ZM123 160L128 161V162L130 161L131 163L129 162L130 163L129 164L127 162H123ZM46 163H47V165H46ZM126 163H127V167L124 168V164L126 166ZM128 164H129V167H128ZM170 164H171V166H170ZM71 165L73 168L71 167ZM122 165H123V167H122ZM65 166H66V168H65ZM74 166L76 168L75 170H74ZM168 166H169V168L167 169ZM255 167H256V169H255ZM121 168H124V170L126 169L125 173H123L124 171H122L123 169L121 170ZM158 169H161L162 171H160ZM98 170H100V171H98ZM119 170H120V173H123V175H121V177H119V179H118V176H120V174L117 175L118 174L117 171H119ZM110 171H112V172H110ZM115 171L117 172V174H116L117 179L114 178L115 179V180L113 179L114 183H112L113 182L112 178H113V176H115V175H113V173ZM152 171H155V172H152ZM159 171H160V173H159ZM67 172H69V173H67ZM77 172L78 173L80 172V173L78 174ZM65 175H67L66 178L64 177ZM101 176H103V178H101ZM64 178L67 181L66 183H65ZM105 178L107 181L104 180ZM110 179H111V182H110ZM62 180L64 182H60ZM116 180H117V182L119 181L120 183L115 182ZM132 180H135L136 183H134L133 185L126 188L125 184L129 181H132ZM25 181H24V183H26ZM67 183H68V185H67ZM115 183H117V185H120V184L121 185L116 187ZM50 184H52V186H54V187H51ZM49 185L51 188L49 187ZM69 185H71V187ZM121 186L123 188L125 187L123 189V196L119 197V198H114L115 192L118 189H120ZM67 187H68V189L66 191L65 189ZM105 187H107V188L105 189ZM47 188L48 189L50 188V189L48 190ZM61 188H62V190H61ZM80 188H82V191ZM108 188L111 191L110 193L112 194V192H113L114 195L113 194L112 195L109 194V196H108V194L106 195ZM114 188H115V190H114ZM46 189H47V191H46ZM56 189H57V195L59 192H60V194H64V195H65V192L68 193L65 196H63V198H65V199H63L62 195H60V194L57 197V195L55 194ZM33 190H35V189H33ZM53 190H55L54 194H53ZM103 191H104V193H103ZM244 191H246L247 193H243ZM48 192H50L52 194H50ZM85 192H86V196H84V198H83L82 195H84ZM98 192H100V193L102 192L103 194H105L107 196V198L105 197V199H104L102 196H105V195L99 194ZM250 192L253 194H249ZM44 193H47V194H45V196H44ZM93 193H95L97 196H95V194L93 195ZM48 194H50V197ZM98 194H99V197L101 195L103 200L101 198H100V201L98 200L99 199ZM248 194L250 196L251 195L252 196L250 197V196H248ZM90 195L91 196L93 195L92 198ZM236 195H237V197H236ZM239 195H241V196H239ZM51 196H53V197L51 198ZM238 196H239V198H238ZM61 198L64 201L63 200L61 201L60 200ZM80 198L83 200L81 205H79L77 203L78 201L80 202V200H81ZM93 198H95V199H93ZM231 198H234L233 201L235 200L234 201L235 203L232 201ZM228 199L229 200L231 199V201H228ZM70 201L74 204L70 203ZM225 202L226 203L230 202V204L233 202L231 205L229 203H228V205L226 204V208L229 210H230V208H233V207L237 208L238 207L237 205L239 204L240 206L238 207V212H239V210H241L240 208H243L241 210V211H243L242 212L243 215L241 216V218L239 215L236 214L237 212L236 213H235V211L233 212V209L230 210L231 212H233V215H232V213L230 214V211L228 212V214H227L226 210L224 211V212H226V214L228 216L230 215L229 217L233 216V217H231V218H233L232 220H231V218L229 219L228 216L223 215V210L225 208L221 209L219 207L222 206L223 204L225 206ZM36 203H38V204H36ZM65 203H64V205H65ZM90 203L93 205L91 206ZM233 204L235 206H233ZM30 205H32V204H30ZM35 205H36L37 209H35ZM72 205H74V206L72 207ZM224 206H222V207H224ZM68 207L70 209H68ZM203 207H207L206 208L207 210H202ZM261 207H263V209ZM220 209L222 210V212H220L221 211ZM39 210H40V212H39ZM66 210H67V212H66ZM234 210H237V209H234ZM256 210H260V212H258V215L256 213ZM251 211H253V212L255 211L254 212V213H256L254 215L255 217L250 216V214L252 213ZM67 213H69V214H67ZM242 213L239 212V214H242ZM73 214H75L76 217H75V215L72 217L71 215H73ZM234 216L236 217V219H234L235 218ZM221 217H223L224 219H222ZM237 217H239L241 220L238 221ZM58 218H60V217H58ZM226 218H227V220H226ZM70 219H72V220H70ZM21 220H19V221H21ZM23 220L28 221V219H23ZM235 220H237V221H235ZM30 221H32V219H30ZM94 221H96V223ZM60 224H62V223H59V226L63 227V225H60ZM70 224L72 225L73 222ZM57 226H58V224H57ZM57 226L56 225L53 226V228L55 227L52 230L53 238H51V239L53 242L56 241L57 240L56 238H59V237H60L59 238V240H60L62 235H63L61 232L64 231V228L62 229L58 226V228L62 230L61 231L58 228H56ZM51 228L52 227H50V229ZM50 229H49V232L51 235ZM57 229H58V232L56 231ZM53 232H54V234L55 233L59 234V236L58 235L55 236L53 234ZM52 235H51V237H52ZM148 236H149V238H148ZM54 237H55V240H54ZM70 237H72V236H70ZM76 237H77L76 235H73V237L71 239L67 238L65 242L67 243L69 241L68 243H70V242L74 241L76 239ZM157 237H159V238H157ZM29 238H31V237H29ZM26 239H28V238H26ZM32 239H34V240H32ZM28 240L30 241V239H28ZM28 240H25V241H28ZM31 240L33 242H35L36 238L35 237L31 238ZM58 241H56L55 243L58 244L57 243ZM148 241L149 242L154 241L156 243V245L150 246V245H148L149 244ZM74 242H72V243H74ZM99 242H101V244ZM98 243L100 245L99 247H98ZM103 243L106 244L107 247L104 246ZM17 244H18L17 242L12 243L10 249L8 250V253H4V254L0 253V262L1 261L3 262L0 264H34L33 262L29 261V258L31 257L30 252H32V251L33 252L35 251L34 255H36V257H40L41 259L46 258V256L49 255V254H47L48 251L46 249L43 250V248L38 249V247H37L38 250L36 248H33L32 250L29 249V247L27 248L28 245L31 246L30 243L25 242L24 245H26V246H23V247H18ZM91 244H93V245H91ZM102 244H103L104 249H103V247H101ZM70 245H74V244H70ZM95 246L98 247V249H94ZM146 247H148V248H146ZM99 248H101V249L99 250ZM72 249H73V246H72ZM92 249H94L95 251L96 250H99V251L98 252L96 251V253H94L95 251ZM89 250L90 251L92 250V251L87 253ZM37 251H39V252H37ZM153 251L155 253H153L152 256H150V254ZM44 254L46 256H44ZM81 254H84V255L82 256ZM88 254L89 255L94 254L95 258H93L94 255L93 256L90 255L91 257H88L89 256ZM27 255L29 256V258L27 257ZM85 258H86V260H85ZM91 258H92V260H91ZM40 260L38 262L44 263V261H45L47 263V261L45 259H43L41 261ZM49 260H52V259H49ZM54 261H55V264L59 263V262L57 263L56 260H54ZM54 261L53 262L51 261L52 262L51 264H54ZM92 261H94V262H92ZM48 263L50 264V262H48ZM78 264H80V263H78Z\"/></svg>", "mask_w": 264, "mask_h": 264}]
</instances>
